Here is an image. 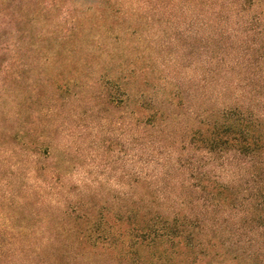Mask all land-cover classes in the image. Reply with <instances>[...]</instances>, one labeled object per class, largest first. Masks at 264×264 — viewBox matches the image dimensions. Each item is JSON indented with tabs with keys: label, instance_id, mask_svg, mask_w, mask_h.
Wrapping results in <instances>:
<instances>
[{
	"label": "trees",
	"instance_id": "obj_1",
	"mask_svg": "<svg viewBox=\"0 0 264 264\" xmlns=\"http://www.w3.org/2000/svg\"><path fill=\"white\" fill-rule=\"evenodd\" d=\"M98 1L89 11L55 2L61 19L28 54L44 79L21 103L19 128L0 124V170L25 169L35 189L63 176L46 166L57 150L40 108L46 85L50 101L133 104L140 146H170L154 175L155 157L141 155L135 197L79 200L59 220L33 214V226L11 215L0 223V264H199L225 254L264 264V0Z\"/></svg>",
	"mask_w": 264,
	"mask_h": 264
},
{
	"label": "rangeland",
	"instance_id": "obj_2",
	"mask_svg": "<svg viewBox=\"0 0 264 264\" xmlns=\"http://www.w3.org/2000/svg\"><path fill=\"white\" fill-rule=\"evenodd\" d=\"M58 1L83 11L94 9L99 2L0 0L1 126L19 128L18 114L23 109L21 103L31 96V85L42 83L44 79L39 75L41 61H36L29 68L28 54L32 46L41 45L44 31L52 29L54 21L61 19L57 15L58 9L54 8ZM51 43L55 44V41ZM160 57L159 63L167 59L166 55ZM184 71L188 77L194 74L187 69ZM52 95L53 87L46 85L40 108L47 111L44 112L45 121L53 127L57 149L46 166L58 168L63 176L60 179L43 176L45 181L40 182L39 188L35 189V179L27 177L25 169L14 173L11 169L0 170V223H7V219L15 215L33 226L36 224L33 214L51 215L59 220L63 211L76 206L79 200L90 205H103L114 198L135 197L139 192L136 180L141 170V155L144 159L148 155L155 157L156 163L151 166L150 174H157L162 167L160 159L166 154L165 146L169 147L170 144L151 145L144 142L143 147L140 146L139 127L135 117L129 115L135 108L133 104L129 110L117 105L115 109L107 110L96 108L98 103L89 99L68 105L62 99L50 101ZM27 111L29 113L31 109ZM22 113L27 112L23 109ZM72 164L77 166L74 170L69 166ZM12 193L17 196L11 197ZM48 225L43 224V227ZM199 264L247 263L240 259L233 260L230 254H225L216 258L207 257Z\"/></svg>",
	"mask_w": 264,
	"mask_h": 264
}]
</instances>
